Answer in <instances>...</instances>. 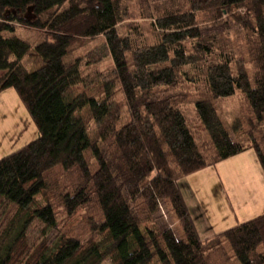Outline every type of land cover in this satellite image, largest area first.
Here are the masks:
<instances>
[{
	"label": "trees",
	"instance_id": "obj_1",
	"mask_svg": "<svg viewBox=\"0 0 264 264\" xmlns=\"http://www.w3.org/2000/svg\"><path fill=\"white\" fill-rule=\"evenodd\" d=\"M143 2L151 39L137 26L121 32L130 12L124 0H0V94L14 89L39 132L0 158V199L13 207V218L0 231V264H155V257L160 264H264V215L202 240L179 188L181 180L248 150L264 172V136L256 135L264 125V0ZM29 11L33 21L22 17ZM224 18L248 33L251 72L219 34L203 33L206 24ZM15 23L43 31V40L34 47L17 35ZM92 32L104 38L93 63L107 57L113 62L101 99L80 92L82 58H69L74 44ZM61 48L64 53L54 56ZM32 49L45 58L34 72L22 62ZM197 79L207 88L194 103L197 123L181 100L148 101ZM115 85L127 122L111 102ZM237 93L250 113L245 140L234 139L243 128L229 129L215 106ZM57 169L76 176L59 206L48 198L47 176ZM162 202L177 216L181 237L156 227L153 216ZM92 205L100 216L94 228L104 241L65 234L53 246L45 239L30 244L34 222L58 229L57 207L73 217ZM140 222L153 223L146 229L150 242Z\"/></svg>",
	"mask_w": 264,
	"mask_h": 264
},
{
	"label": "rangeland",
	"instance_id": "obj_2",
	"mask_svg": "<svg viewBox=\"0 0 264 264\" xmlns=\"http://www.w3.org/2000/svg\"><path fill=\"white\" fill-rule=\"evenodd\" d=\"M124 2L130 12L128 19L120 25L121 32L123 34L129 33L128 25L137 26L143 36H148L151 39L153 32L150 28L151 20L141 16L144 9L143 0H124ZM151 5L153 6L152 3ZM242 12L244 13L245 11L243 10ZM22 17L29 21L34 20L31 11L24 13ZM15 26L17 35L30 42L34 47L43 40V31L17 23H15ZM202 31L208 36L219 34L220 38L229 45L228 48L233 50L236 59L244 60L248 65L249 71H252L248 53L249 36L245 30L228 18H224L219 23L210 26L206 24ZM89 36L90 38L81 40L84 43L74 44L69 58L72 60L82 58L81 71L84 82L79 89L80 92L101 99L103 82L110 78L113 62L110 57H107L100 62L93 63V60H97L100 56L98 52L101 51L104 38L97 36L96 32L90 33ZM64 48L59 49L54 56L62 55ZM94 53L96 54L93 55ZM44 60L45 58L39 56L32 49L22 62L28 71L34 72L42 67ZM1 75L2 72H0ZM115 86L111 102L120 107L124 122H127L129 116H127L128 109L125 99L119 86ZM180 86L179 89L170 94L151 98L148 101L167 98L181 100L187 116L194 123H197L194 103L207 95L206 85L201 79H197V81L193 82L186 81ZM215 106L221 119L229 129L233 126L243 128L241 132L232 134L234 139L245 140V134L249 132L248 120L250 113L244 96L241 93H237L232 98L216 101ZM83 115L87 116V113L83 112ZM88 125L91 132H93L94 122L88 121ZM261 130V134L256 133L260 139L264 136V125ZM38 136V129L17 92L14 89H8L1 93L0 158H4L25 147L36 140ZM200 140L207 141V137L202 135ZM98 145L103 156L110 163L105 145L102 142H99ZM111 169L119 182V178L112 166ZM47 178L49 182L48 198L55 206H59V196L63 192H67L68 187L76 180V176H67L57 169L51 171ZM186 183L194 195L191 200L198 203L194 202L192 205L196 208L194 209V214L197 223L202 226L206 233L211 232V230L214 233H220L264 215V172L253 150H248L220 164L193 174L186 179ZM124 195L128 199L125 192ZM45 200L46 198L40 199L42 203H45ZM128 202L133 207V202L131 200H128ZM57 212L58 229L47 230L41 223L34 222L27 233L30 244L38 245L45 239L50 246H53L59 241L61 235L65 234L76 236L81 240H88L93 237L97 241H104L103 236L94 228L97 221L100 220L99 211L95 205L81 209L73 217L67 216L61 207H57ZM136 216L138 217V215ZM12 218L13 207L0 199V231L8 227ZM153 219L158 229L162 231L172 229L178 237H181L180 222L165 202L161 203ZM148 226L154 227L152 222H147V224L140 222V229L150 242L146 230ZM104 264H111V261H107ZM155 264H160L157 257H155Z\"/></svg>",
	"mask_w": 264,
	"mask_h": 264
},
{
	"label": "crops",
	"instance_id": "obj_3",
	"mask_svg": "<svg viewBox=\"0 0 264 264\" xmlns=\"http://www.w3.org/2000/svg\"><path fill=\"white\" fill-rule=\"evenodd\" d=\"M187 178H189V177H187ZM187 178H185V179H183V180H181L179 182V188H180V190L182 192V195L184 197V200H185V202L187 204V207H188V209L190 211V214H191V216H192V218L194 220L195 226H196V228L198 230V233H199L201 239L202 240L209 239L212 236H214L215 234H219V233H214L212 230H211V232L206 233V231H204L202 229V226H200V224L197 223V220H196V217H195V214H194V209H196V208L194 206H192L194 204V202L195 203H197V202L196 201L193 202L191 200V198H193L194 195H193V192L189 189L188 184L186 183V179Z\"/></svg>",
	"mask_w": 264,
	"mask_h": 264
}]
</instances>
